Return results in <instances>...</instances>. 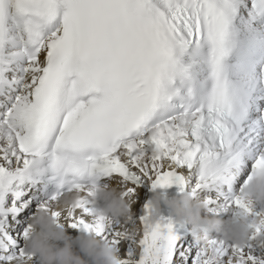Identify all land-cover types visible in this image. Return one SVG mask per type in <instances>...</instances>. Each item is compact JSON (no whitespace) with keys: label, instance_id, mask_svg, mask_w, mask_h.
Segmentation results:
<instances>
[{"label":"snow or ice","instance_id":"snow-or-ice-1","mask_svg":"<svg viewBox=\"0 0 264 264\" xmlns=\"http://www.w3.org/2000/svg\"><path fill=\"white\" fill-rule=\"evenodd\" d=\"M262 154L264 0H0V264L39 260L25 241L41 208L120 264H264V226L238 247L171 215L148 225L147 202L127 223L88 198L57 207L111 177L132 206L148 182L257 218L250 174L233 184Z\"/></svg>","mask_w":264,"mask_h":264},{"label":"clouds","instance_id":"clouds-1","mask_svg":"<svg viewBox=\"0 0 264 264\" xmlns=\"http://www.w3.org/2000/svg\"><path fill=\"white\" fill-rule=\"evenodd\" d=\"M152 135H155V132ZM122 192L123 189L118 185L96 184L87 197L79 192L66 193L57 207L62 210L88 198L94 203L103 202V207L96 209V215L120 219L127 223L134 201L126 198ZM239 195L243 201L251 205L258 203L261 207V215L252 218L246 211L236 210L225 221L202 214L205 212L203 201L194 200L189 193L170 197L167 192L157 189L147 201L148 214L145 223L153 225L159 222L163 205L177 222L191 225L198 236L203 230L209 233L216 232L225 241L238 247H245L254 230L264 226V154L257 160ZM259 235L264 239V232ZM25 249L29 256L39 258V264H120L121 260L114 245L91 232H83L73 238L63 226V221L58 224L51 212L43 208L39 209L32 218Z\"/></svg>","mask_w":264,"mask_h":264},{"label":"bare ground","instance_id":"bare-ground-1","mask_svg":"<svg viewBox=\"0 0 264 264\" xmlns=\"http://www.w3.org/2000/svg\"><path fill=\"white\" fill-rule=\"evenodd\" d=\"M116 184H118V182H117ZM109 185L115 186L114 183H110ZM139 195H141V193H139ZM136 206H137V205H133V206H132V210H134V209L136 208ZM230 215H231V213H228V216H230Z\"/></svg>","mask_w":264,"mask_h":264}]
</instances>
